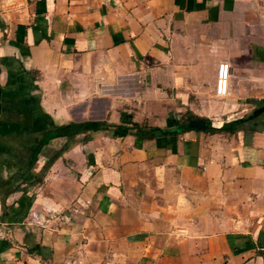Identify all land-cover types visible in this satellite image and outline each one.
Segmentation results:
<instances>
[{
  "label": "crops",
  "instance_id": "obj_1",
  "mask_svg": "<svg viewBox=\"0 0 264 264\" xmlns=\"http://www.w3.org/2000/svg\"><path fill=\"white\" fill-rule=\"evenodd\" d=\"M0 264H264V0H0Z\"/></svg>",
  "mask_w": 264,
  "mask_h": 264
},
{
  "label": "trees",
  "instance_id": "obj_2",
  "mask_svg": "<svg viewBox=\"0 0 264 264\" xmlns=\"http://www.w3.org/2000/svg\"><path fill=\"white\" fill-rule=\"evenodd\" d=\"M194 119H199V118L196 117ZM206 121L209 124V128L207 129V131L212 132V133H221L224 131L230 132L232 131L231 127L241 122V121L233 122V123L224 125L220 129H216L212 127L210 120L206 119ZM110 129H113V130L123 129L126 134L134 135L137 138L143 139V140H151L158 136L173 133L172 131L164 130L158 127L143 126L138 123H132L131 126H128V125L113 126L106 122H84V123H73V124L57 127L52 133L48 134L47 136H45L44 138L38 141L37 148L35 149V152H34V155L31 161L25 167V172L20 174L22 179L25 178L28 175V173L31 171V169L34 167L42 149L46 145H48V143L51 140L56 139V138H66L68 139L69 142H71L79 134L88 133V132L107 131ZM186 130H189V128L187 125L184 124V125L179 126L177 130L174 132H182Z\"/></svg>",
  "mask_w": 264,
  "mask_h": 264
},
{
  "label": "built area",
  "instance_id": "obj_3",
  "mask_svg": "<svg viewBox=\"0 0 264 264\" xmlns=\"http://www.w3.org/2000/svg\"><path fill=\"white\" fill-rule=\"evenodd\" d=\"M231 76V67L229 63L222 62L218 67V79L216 94L219 97H226L229 92V81Z\"/></svg>",
  "mask_w": 264,
  "mask_h": 264
},
{
  "label": "water",
  "instance_id": "obj_4",
  "mask_svg": "<svg viewBox=\"0 0 264 264\" xmlns=\"http://www.w3.org/2000/svg\"><path fill=\"white\" fill-rule=\"evenodd\" d=\"M189 129H195L200 131H206L209 128V124L205 119H192L187 124Z\"/></svg>",
  "mask_w": 264,
  "mask_h": 264
},
{
  "label": "rangeland",
  "instance_id": "obj_5",
  "mask_svg": "<svg viewBox=\"0 0 264 264\" xmlns=\"http://www.w3.org/2000/svg\"><path fill=\"white\" fill-rule=\"evenodd\" d=\"M113 134H117V133H113ZM124 134H126L125 131H124Z\"/></svg>",
  "mask_w": 264,
  "mask_h": 264
}]
</instances>
